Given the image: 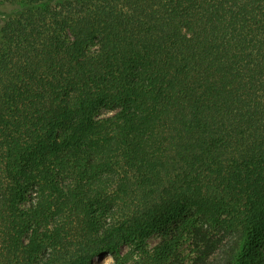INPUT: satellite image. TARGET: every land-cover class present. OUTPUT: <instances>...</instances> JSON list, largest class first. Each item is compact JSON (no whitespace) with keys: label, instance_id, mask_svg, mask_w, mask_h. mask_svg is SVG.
<instances>
[{"label":"trees","instance_id":"1","mask_svg":"<svg viewBox=\"0 0 264 264\" xmlns=\"http://www.w3.org/2000/svg\"><path fill=\"white\" fill-rule=\"evenodd\" d=\"M7 6L0 264H264V0Z\"/></svg>","mask_w":264,"mask_h":264},{"label":"rangeland","instance_id":"2","mask_svg":"<svg viewBox=\"0 0 264 264\" xmlns=\"http://www.w3.org/2000/svg\"><path fill=\"white\" fill-rule=\"evenodd\" d=\"M20 10L19 6H7L5 10L0 11V18H2L5 14H15ZM160 239V235L158 233L153 234L148 238V242L150 244H155ZM128 245L122 246V251L128 250ZM113 253L112 252H104L102 254L96 255L93 259V264H111L113 261Z\"/></svg>","mask_w":264,"mask_h":264}]
</instances>
